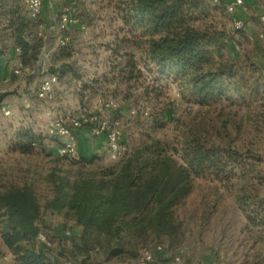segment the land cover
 Listing matches in <instances>:
<instances>
[{
  "label": "trees",
  "instance_id": "16d2710c",
  "mask_svg": "<svg viewBox=\"0 0 264 264\" xmlns=\"http://www.w3.org/2000/svg\"><path fill=\"white\" fill-rule=\"evenodd\" d=\"M228 1L213 4L211 0H123L119 8L122 30L138 54H127L122 67L112 68L117 74L115 81L130 83V91L144 87L150 90L148 94L153 92L157 96L160 89L175 85L186 101L207 108L223 102L230 106L248 104V96L264 88L248 74L249 70L258 72L257 62L249 61L245 68L240 60L226 54L237 36L230 35L229 30L214 24L197 25L211 18L213 11L225 12ZM244 26L237 34L246 33ZM9 27L14 28L12 35L22 48L23 62L33 66L39 44L31 46L25 41L26 19L11 21ZM258 42L261 40L250 43L264 57ZM3 55L0 50V58ZM71 55L68 46L57 57L63 60ZM72 71L66 63L60 75ZM16 77L11 74V80ZM5 95H0V104ZM131 97H124L127 106ZM14 137L13 147L23 153H31L43 143L41 135L28 127L16 128ZM80 143L79 136L82 159L78 162L95 161V153L88 157ZM179 145L170 151L153 140L114 164L100 166L72 180L51 174L52 194L46 206L70 215L80 228L69 239L83 262L136 258L142 249L162 244L165 250L153 264H177L174 255L184 243L185 230L176 210L193 192L194 179L217 181L230 187L234 178L256 177L252 176L255 164L261 162L251 152L210 143L198 133L186 136ZM236 203L248 224L264 236V199L242 185ZM40 216L38 195L31 185L12 186L0 192V236L10 264H59L52 258L51 245L36 240L40 231L49 237Z\"/></svg>",
  "mask_w": 264,
  "mask_h": 264
},
{
  "label": "rangeland",
  "instance_id": "374dc122",
  "mask_svg": "<svg viewBox=\"0 0 264 264\" xmlns=\"http://www.w3.org/2000/svg\"><path fill=\"white\" fill-rule=\"evenodd\" d=\"M23 1L0 0V47H4L6 42L13 38V31L8 27L11 21L18 22L24 17L28 26L34 25V22L27 18ZM64 2L71 6L72 13L77 19L89 21L92 35V44L89 47H81V51L72 54L70 59L58 60L57 56L55 58L59 72L66 63L70 64L73 70L64 75L69 78L67 86L70 93L67 95H71L66 97L67 106L74 110L79 107L100 117L117 116L123 123L129 115V110L134 109L132 136L128 141L133 151L153 140L160 141L171 151L180 146L183 138L198 133L210 143L259 156L261 162L255 164L252 175L256 177L248 176L245 180L234 178L230 187L217 181L194 179L193 192L176 210L178 219L184 223L188 238L193 236L196 225L211 226V228L235 225L238 228L243 224L245 229L244 225L248 224L247 219L236 203V194L240 187L243 185L247 191L256 192L264 199V182L259 183V178L264 180V88L258 94H250L248 104L230 106L227 102H223L213 108L189 103L175 85L160 89L161 94L158 96L153 92L148 94L150 90L147 91L144 87L130 91V83L118 79L115 81L117 74L112 70L114 66H123L127 54L132 52L138 54L130 42V37L122 30L123 21L119 8L123 0H44L41 20L49 21L54 18L56 11L50 8V3L59 7ZM246 4L248 5L244 26L246 33L243 35L239 33L233 38L232 41L235 42L229 44L226 54L240 60L245 68L249 67V61L257 62L258 72L249 70L248 74L256 83L264 84V57L257 53L255 44L245 39L246 34H256L263 27L258 18L264 11V0H247ZM241 13L239 9L233 14L226 10L225 12L216 10L213 11L211 18L203 19L197 22V25L214 24L219 28L231 30L232 17L234 15L239 17ZM78 32V24L73 25L71 34L74 39ZM235 43L239 44V49ZM256 45L260 50L264 49V42H258ZM114 54L122 57L116 58ZM0 59V78H3L12 72L13 56L4 53ZM145 74L149 76L147 72ZM148 84L152 86L150 81ZM84 85L88 87L84 89ZM35 89V82L27 74H22L11 80L9 84L0 86V95L6 94L0 104V192L24 184L31 185L35 189L41 206L40 223L49 235L52 258L59 264L91 262L137 264L139 255L136 258L110 260L99 258V261L83 262L69 239L78 234L80 228L70 215L47 208L46 205L52 194L51 174L55 172L72 180L77 175L92 173L100 166L105 167L115 162L99 148V151H95L96 157L92 163L61 160L47 140H43L42 145H38L31 153L16 150L13 147L15 129L27 128L26 125L35 123L42 124L45 120V117L36 115L32 110H26L20 100L22 95ZM127 94L132 95L128 106L124 102ZM8 108L10 113L7 115L5 110ZM145 111H148L147 115ZM79 136L80 142L87 148H92L91 146L94 147L96 144L95 138L86 129L81 130ZM7 253L0 236V264H10ZM263 254L264 239L260 255L263 257ZM262 257L259 260L261 262H263ZM244 258L242 257L240 261L242 262ZM188 262V257H185L181 264Z\"/></svg>",
  "mask_w": 264,
  "mask_h": 264
},
{
  "label": "built area",
  "instance_id": "2783aa9c",
  "mask_svg": "<svg viewBox=\"0 0 264 264\" xmlns=\"http://www.w3.org/2000/svg\"><path fill=\"white\" fill-rule=\"evenodd\" d=\"M213 4H219L221 0H211ZM23 5L29 21L28 29L24 33L25 41L35 46L39 44L37 60L33 66L25 64L22 60V48L10 38L4 47H0L5 54L13 56V67L11 74L27 76L35 82L36 89L21 96L20 100L26 110H32L36 115L45 117L42 124L35 123L26 125L28 128L39 133L43 140L54 148L57 156L74 161L81 160L79 151V133L86 129L94 137H102L105 140V153L107 157L117 162L131 155L129 139L132 136L134 109L129 110L127 119L122 122L120 118L113 115L100 117L98 114L89 113L77 107L75 110L67 106L66 97L70 93L67 83L69 78L61 76L55 64V58L62 49L71 47V53L77 54L83 46L92 44L91 26L88 20H79L72 13V8L64 2L61 6L50 3V8L56 11L52 20L42 21L44 0H24ZM239 9L241 16L232 17L230 35H237V31L245 25V14L248 13L246 0H229L226 11L230 14ZM263 24L262 29L256 33L247 35V42L255 40L264 41V11L258 18ZM78 24L79 32L74 39L71 27ZM9 27V26H8ZM10 31L14 28L9 27ZM239 49V44L235 43ZM96 64V63H95ZM11 74L0 78V86L11 82ZM42 112V114H40ZM10 109L5 110L9 114ZM145 115L148 111L144 112ZM35 127V128H34ZM36 240L50 246L47 234L40 231ZM165 250L164 245L158 244L142 249L136 260L137 264H153L158 256ZM184 250L180 248L174 255V262L181 264ZM264 257V254H263Z\"/></svg>",
  "mask_w": 264,
  "mask_h": 264
},
{
  "label": "crops",
  "instance_id": "0c3cea01",
  "mask_svg": "<svg viewBox=\"0 0 264 264\" xmlns=\"http://www.w3.org/2000/svg\"><path fill=\"white\" fill-rule=\"evenodd\" d=\"M94 138L96 144L92 148L80 143L81 150L86 154L95 153L99 149L105 151L104 138ZM245 225V229L243 224L238 228L235 225L221 228L196 225L193 236L189 238L184 227L185 240L181 248L184 250V259L188 257L189 262L186 264H261L259 260L262 257L260 253L264 236L257 228L247 224V229ZM241 256L245 257L242 262Z\"/></svg>",
  "mask_w": 264,
  "mask_h": 264
}]
</instances>
